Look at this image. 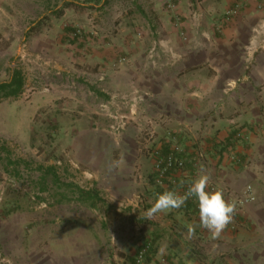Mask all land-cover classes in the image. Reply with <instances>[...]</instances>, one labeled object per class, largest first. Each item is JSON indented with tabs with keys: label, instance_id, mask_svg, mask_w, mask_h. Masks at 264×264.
<instances>
[{
	"label": "rangeland",
	"instance_id": "1",
	"mask_svg": "<svg viewBox=\"0 0 264 264\" xmlns=\"http://www.w3.org/2000/svg\"><path fill=\"white\" fill-rule=\"evenodd\" d=\"M105 1L0 0V82L15 70L25 78L19 96L0 98V264H264V235L243 216L264 197V165L261 179L241 187L221 182L205 139L189 147L161 128L189 106L160 105V70L187 58L190 71L213 79L197 89L213 97L201 110L225 115L224 96L241 89L218 86L226 65H244L241 78L251 79L264 57V0ZM217 127L219 165L225 150L237 165L234 147L247 146L248 130L221 139ZM171 154L184 169L161 178L157 160ZM202 167L207 191L252 190L218 239L192 202L145 217L158 195L189 187L185 175ZM108 211L120 213L112 225Z\"/></svg>",
	"mask_w": 264,
	"mask_h": 264
},
{
	"label": "crops",
	"instance_id": "2",
	"mask_svg": "<svg viewBox=\"0 0 264 264\" xmlns=\"http://www.w3.org/2000/svg\"><path fill=\"white\" fill-rule=\"evenodd\" d=\"M187 52L189 51L184 50L179 54L181 55L182 53L188 56L189 53ZM184 62V64L171 65V67L170 65H165L160 70V87L163 88L162 93H160V105L184 104L189 106L186 109L182 108L178 115H173L175 118L169 119L168 123L163 121L161 128L163 127L166 130V134L172 131L177 133L182 139H186L184 143L189 147L196 138L205 139L201 143L208 152L209 165L213 169L211 171L214 173V177L221 182L225 181V183L233 187H241L249 180L261 179L262 175L259 169L264 167V111H262L258 102L260 97H258L259 92L257 93L256 89L261 87L263 89L262 93H264V57L254 65L255 69L251 73L253 77L251 79L247 77L241 78L245 74L244 65L242 66L234 61H230L226 65L227 69L224 71L218 86L221 88L241 89L239 92H234L233 95L224 96V101L226 102L225 115L218 117L216 120L212 117H207L205 115L206 111L201 110L203 105H211L213 97L206 92L207 90H197L200 88H211L213 79L210 77L206 78L207 76L199 78L196 72L190 71L193 59L189 60L186 58ZM201 72H203V69ZM244 88L248 90L244 92ZM261 99L264 100V97ZM247 105L250 108H247ZM213 126L220 127L218 136L221 139L231 136L233 134L232 130L239 126H245V129L248 130L247 136L249 140L247 146L238 144L234 147L239 159H241L236 163L237 165L231 163L226 157L227 150L224 151L225 156L219 165V158L216 157V150L213 147L215 145L210 141L214 137L212 135ZM218 127L215 130L216 132ZM245 165L248 166L246 169ZM230 166L231 169L229 168ZM185 176H190L189 179H184L190 184L198 177L196 174ZM263 204L264 197H260L259 201L254 203L253 207H250L253 211L247 210V208L243 214L244 217L250 218L256 227L259 226L258 232L262 233V235H264Z\"/></svg>",
	"mask_w": 264,
	"mask_h": 264
},
{
	"label": "clouds",
	"instance_id": "3",
	"mask_svg": "<svg viewBox=\"0 0 264 264\" xmlns=\"http://www.w3.org/2000/svg\"><path fill=\"white\" fill-rule=\"evenodd\" d=\"M114 167L119 166V161ZM211 182V174L203 167L198 177L190 184L184 194L165 191L158 195L154 204L146 211L145 217L152 219L157 214L167 213L185 205L189 198L198 200L200 226L211 233L213 240L218 239L227 226L233 221L236 213V203L227 201L221 190L207 191ZM189 235L194 234V228L188 226Z\"/></svg>",
	"mask_w": 264,
	"mask_h": 264
},
{
	"label": "built area",
	"instance_id": "4",
	"mask_svg": "<svg viewBox=\"0 0 264 264\" xmlns=\"http://www.w3.org/2000/svg\"><path fill=\"white\" fill-rule=\"evenodd\" d=\"M184 162L182 159L177 157L175 154H171L165 158L160 157L157 160L156 168L161 178L169 177L171 171H182L184 169ZM162 184V182H160ZM188 189V186H182L176 193L184 194ZM221 190L224 194V198L227 201L236 203V212L244 205L248 204L252 199V190L251 187H247L244 190H230L228 187H211V191ZM186 202H192L194 208L199 212L198 200L195 197L189 198ZM144 253H141L139 261L142 260Z\"/></svg>",
	"mask_w": 264,
	"mask_h": 264
},
{
	"label": "trees",
	"instance_id": "5",
	"mask_svg": "<svg viewBox=\"0 0 264 264\" xmlns=\"http://www.w3.org/2000/svg\"><path fill=\"white\" fill-rule=\"evenodd\" d=\"M107 2H108V0L105 1V3H107ZM78 7H80V6H78L74 2H67V3H65L64 8H71V9L74 8L75 9ZM64 11H65V9H61V10L56 9V10L52 11V14L59 18V17H62L64 15ZM45 18H47V17H44V19ZM42 22L43 21L36 23L33 28H37V29L40 28L42 25ZM24 85H25V78L22 75V72L19 70H15L12 73L10 80L0 82V98H9V97L19 96L23 92ZM80 192L82 193V195L85 194L84 191H80ZM119 216H120V213H118L116 211H108L107 212L108 224L112 225L114 222L117 221Z\"/></svg>",
	"mask_w": 264,
	"mask_h": 264
}]
</instances>
